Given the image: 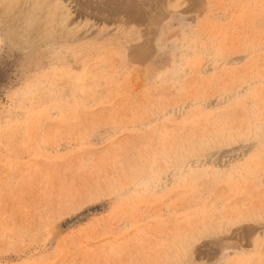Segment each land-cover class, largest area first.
<instances>
[{"label": "rangeland", "instance_id": "rangeland-1", "mask_svg": "<svg viewBox=\"0 0 264 264\" xmlns=\"http://www.w3.org/2000/svg\"><path fill=\"white\" fill-rule=\"evenodd\" d=\"M0 264H264V0H0Z\"/></svg>", "mask_w": 264, "mask_h": 264}, {"label": "bare ground", "instance_id": "bare-ground-1", "mask_svg": "<svg viewBox=\"0 0 264 264\" xmlns=\"http://www.w3.org/2000/svg\"><path fill=\"white\" fill-rule=\"evenodd\" d=\"M120 1V0H119ZM119 4H120V2H119ZM104 5V4H103ZM108 6V5H107ZM115 7H117V6H115ZM132 7V6H131ZM120 8V7H119ZM130 9V8H129ZM127 10V9H126ZM125 12V11H124ZM130 18V17H129ZM44 21H46V20H44ZM43 21V22H44ZM44 23H47V21L46 22H44Z\"/></svg>", "mask_w": 264, "mask_h": 264}]
</instances>
